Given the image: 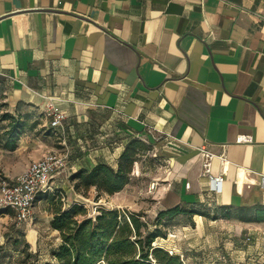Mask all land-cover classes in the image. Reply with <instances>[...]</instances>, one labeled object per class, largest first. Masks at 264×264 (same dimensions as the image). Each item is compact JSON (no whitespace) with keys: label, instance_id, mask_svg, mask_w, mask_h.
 Instances as JSON below:
<instances>
[{"label":"crops","instance_id":"obj_1","mask_svg":"<svg viewBox=\"0 0 264 264\" xmlns=\"http://www.w3.org/2000/svg\"><path fill=\"white\" fill-rule=\"evenodd\" d=\"M0 95L38 120L15 149L0 147L21 159L8 175L65 153L52 190L80 196L75 171L114 166L149 135L166 165L163 209L264 203V0H0ZM49 98L66 114L60 127L49 124ZM202 149L224 174L219 191Z\"/></svg>","mask_w":264,"mask_h":264},{"label":"rangeland","instance_id":"obj_2","mask_svg":"<svg viewBox=\"0 0 264 264\" xmlns=\"http://www.w3.org/2000/svg\"><path fill=\"white\" fill-rule=\"evenodd\" d=\"M1 102H6L4 97H0ZM6 103L3 109H8L14 114L18 113L17 110L12 111L9 103ZM32 120H34L33 116L30 117L25 130H29ZM2 125L7 124H0V136L3 133ZM34 126H38V120L31 123V127L34 128ZM134 141L137 145L132 151L136 160L129 174V181L122 190L114 194H104L97 201L95 187L89 190L88 197L77 196L74 193H59L62 202L83 203L87 207L88 215L92 216L101 206L119 208L122 212L124 210L140 212L141 219L148 222L150 229L158 227L165 233V236H158L154 243L175 254H180L186 264H264L263 223L241 220L238 221L244 223L211 222L201 220L199 216H195L196 221L192 223L191 218L183 214L173 219L157 221V216L163 208L156 188L158 182H162L165 170L162 167L166 165L162 161L160 152H157L158 148L154 146L155 139L149 135H142ZM0 147L3 148L2 144ZM20 160L19 156L0 152V184L3 181L14 180L27 167L25 166L15 175L5 173L20 167L18 166ZM117 165L118 163L114 167ZM154 183H156L155 186ZM48 191L56 193V190L52 188ZM37 200L34 217L28 222L19 223L15 213L10 209L0 210V264L56 263L52 257V250L59 246L62 238L48 223L42 221L41 216L45 214V211L41 205L40 208L36 206ZM48 205L52 207L53 201L50 200ZM171 207L173 206L167 208Z\"/></svg>","mask_w":264,"mask_h":264},{"label":"trees","instance_id":"obj_3","mask_svg":"<svg viewBox=\"0 0 264 264\" xmlns=\"http://www.w3.org/2000/svg\"><path fill=\"white\" fill-rule=\"evenodd\" d=\"M6 105V102L0 103V124H7L2 125L0 145L4 149L13 150L27 127L31 113L18 111L14 114L2 108ZM6 121L8 123H4ZM136 145L134 140L128 143L119 157L117 167L99 163L91 169L81 168L75 171L70 176L75 190L88 197L89 190L95 187L96 201L104 194H114L122 190L129 181V174L136 160L132 151ZM46 192L44 197L53 201V206L50 207L54 214L51 227L59 230L62 241L52 250L56 263L45 264H186L180 254L154 243L158 236H165V233L158 227L150 229L148 222L141 219L140 212H122L119 208L101 206L92 216L88 215L87 207L83 203L75 201L64 205L59 194L61 191ZM182 214L188 215L192 223L195 222V215L210 219L264 223V203L191 207L177 204L162 209L157 221L173 219Z\"/></svg>","mask_w":264,"mask_h":264},{"label":"built area","instance_id":"obj_4","mask_svg":"<svg viewBox=\"0 0 264 264\" xmlns=\"http://www.w3.org/2000/svg\"><path fill=\"white\" fill-rule=\"evenodd\" d=\"M45 112L49 117L51 127L62 126L66 114L55 105L53 99L49 98L46 102ZM240 138H247V135H241ZM201 151L203 153V175L209 179L211 187L219 191L224 181V174L213 173L212 164L215 154L207 149ZM220 158L227 161L224 154L220 155ZM66 159L65 153L47 152L42 157L32 160L14 180L3 181L0 184V210H12L19 223L32 220L37 195L52 188L51 181L65 166ZM186 186L189 187L190 183L187 182ZM170 252L173 251L170 250Z\"/></svg>","mask_w":264,"mask_h":264}]
</instances>
